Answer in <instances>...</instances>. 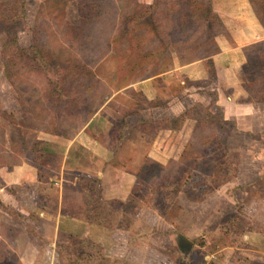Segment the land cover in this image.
Returning <instances> with one entry per match:
<instances>
[{"label": "rangeland", "instance_id": "1", "mask_svg": "<svg viewBox=\"0 0 264 264\" xmlns=\"http://www.w3.org/2000/svg\"><path fill=\"white\" fill-rule=\"evenodd\" d=\"M253 3L264 19V0ZM209 10L210 0H0V264L64 263L47 250L52 225L36 212L71 148L62 213L171 235L161 256L150 251L142 263L135 251L138 264H237L241 253L252 260L241 264H264L251 250L264 251V238L243 237L264 233V128L246 129L256 117L226 106L224 69L237 82V65L216 58L225 30L206 21ZM245 67L252 78L258 65ZM109 153L136 184L127 202L88 211L81 196L97 193L99 179L87 172ZM31 167L38 181L7 184L14 168L33 178ZM181 236L190 244L180 246ZM76 241L59 234L56 246L91 248Z\"/></svg>", "mask_w": 264, "mask_h": 264}, {"label": "crops", "instance_id": "2", "mask_svg": "<svg viewBox=\"0 0 264 264\" xmlns=\"http://www.w3.org/2000/svg\"><path fill=\"white\" fill-rule=\"evenodd\" d=\"M212 5L213 12L220 18L225 34L222 37L217 38V45L219 47V51L216 53V58L220 60L221 57L224 56V60L233 59L236 66L237 72V82H234V79L229 77L230 71L224 69V88H228L229 91L231 89L230 95H225L226 106L232 109V106L235 107L236 112H241L246 115L250 114L251 117H256L257 124H247L246 129L253 131V128H264V101L262 102H244L242 97H248V93L244 88V83L247 82H255L258 80L260 72L257 67V62L254 60L250 61V47L259 46L264 44V23L260 20V15L254 9L253 1L254 0H210ZM249 2V3H246ZM251 5L249 6V4ZM253 3V4H252ZM257 47L255 49H257ZM260 47V46H259ZM224 54V55H223ZM223 55V56H222ZM226 58V59H225ZM222 62V60H221ZM253 64V66L257 67L253 68L254 73L253 77L249 78L247 75V69L245 66ZM147 83V84H146ZM143 82L142 90L145 95L148 96V92L151 89V82L148 81ZM151 84V85H150ZM196 94H194L195 96ZM157 93H150V97H156ZM220 93H216V97L218 98ZM149 97V96H148ZM237 98H240V101L237 103ZM236 105V106H235ZM239 105V106H238ZM238 106V107H237ZM223 110V109H222ZM180 111H176L175 114H179ZM225 112V111H224ZM225 114V113H224ZM243 116V115H242ZM234 121H237L239 125L240 115H236V117L231 116ZM260 121V123H259ZM175 132V131H174ZM177 132V131H176ZM86 136L88 133H84ZM90 136V135H89ZM79 137H76L75 141H79ZM92 144L97 145L98 141L94 137L91 136ZM157 143V142H156ZM187 142L185 141L184 144ZM72 153V157H74V153L72 148L68 150V153ZM107 152H109L107 150ZM112 152V151H111ZM112 153L107 154L104 157V160H101V157L97 161L96 164H99L103 167H100L98 170H94L91 172H87L90 176H96L99 179V188H98V197L103 200H118L119 202H127L131 197L133 192V187L136 184V175L133 171L128 170L122 164L111 163V160L116 158L119 159L118 155ZM103 158V157H102ZM175 157H173L174 159ZM62 162V167L60 169V173L56 176V180H54V184L56 188H53L54 191L51 190L50 194L52 196H46L44 201L41 203L42 207L37 208L36 217L41 219L43 222H50L52 225V230H47V233L43 237L47 242L54 241L49 244L48 251L53 255H57L56 244H57V236L59 234L66 235L70 239L77 240L76 242H86L91 245L92 249H96L95 251L105 255L110 258V264H138L139 261L145 262L146 258L150 255V251H156L158 255H162L163 252L167 250V247H173V241L170 234H167L165 237L164 234L159 233H138L131 232L130 229L126 227L115 225V226H107L96 223H91L84 219V216L81 214L72 213L71 215H66L62 213V204L64 205V194L63 187L66 184V180L63 176L65 161ZM94 164V165H96ZM93 165V167H94ZM34 167V166H33ZM35 168V167H34ZM34 168H29L26 171L30 175H33V178L30 180L25 179L22 176H27L24 172V168L17 169L11 171L5 175V180L7 184H21L25 182H33L38 181V172ZM113 171V174L110 173ZM91 173V174H90ZM60 175V176H59ZM35 176V179H34ZM18 178L19 182L16 181ZM72 181H68V183H73L72 185L78 182V177L74 175ZM64 185V186H63ZM53 192V194H52ZM49 194V195H50ZM83 197V196H81ZM83 199V198H82ZM11 204L14 207H20V204L16 202H6ZM67 205V204H66ZM35 206V205H34ZM18 207V208H19ZM66 207V206H65ZM22 213V212H21ZM139 219H135L134 223H132V227L135 223H138ZM45 224V223H44ZM52 231V232H51ZM250 234V235H248ZM152 237L156 238L157 241L155 245H149V241L152 240ZM245 239H258L261 237L264 238V233L261 230H255L248 232L247 235L243 236ZM181 239V238H179ZM186 239V238H185ZM172 241L169 244H166L167 241ZM264 240V239H263ZM189 241V240H188ZM60 244V243H59ZM154 246V247H153ZM181 246V244H180ZM254 252L256 257L264 256V251L252 247L251 249ZM250 250V251H251ZM141 252L139 255L144 257L143 259H138V254L135 252ZM244 252H248V249L243 248ZM50 253V254H51ZM241 253V252H240ZM43 252L41 256H43ZM249 254H240V260L237 264L243 263V261H252L245 260ZM146 257V258H145ZM208 256H205L207 258ZM250 257V256H249ZM161 259V257H160ZM150 259L148 258V261ZM162 260V259H161ZM259 261L258 263H260ZM34 263V260H32ZM141 263V264H142ZM256 263V262H255ZM35 264V263H34ZM170 264H180L173 261ZM207 264V263H206Z\"/></svg>", "mask_w": 264, "mask_h": 264}, {"label": "trees", "instance_id": "3", "mask_svg": "<svg viewBox=\"0 0 264 264\" xmlns=\"http://www.w3.org/2000/svg\"><path fill=\"white\" fill-rule=\"evenodd\" d=\"M256 12H258V9L256 8ZM259 13V12H258ZM209 17L206 18V21L209 20H216L218 23L221 24L223 28V24L220 20V18L211 10H209ZM260 20L262 23H264V19L260 16ZM250 61L254 60L257 62L258 68H259V78L255 82H247L244 83V88L246 89L248 93V97L244 99V102H262L264 101V61L259 60V57H264V49L259 48L255 49L253 52H250ZM259 56V57H258ZM187 115L183 113V115H179L177 117V120L186 118ZM193 118V117H191ZM181 128V126L179 127ZM191 141L189 140L187 142L186 146H189ZM186 148V147H185ZM161 167L164 168L163 165ZM232 171V170H231ZM114 201V200H113ZM110 202L108 200L100 199L96 193V191H88L83 196V204L86 210L89 211V208L93 207L95 209L101 210L104 205L109 204ZM84 219L96 224L101 225H107V226H115L113 222H106L103 219L99 218V216H89V215H83ZM62 248V247H61ZM60 246H56L57 255L60 254L63 255V262L62 264H110L107 263V258L105 255L93 250L92 248L87 251V253H81L79 255L71 253L68 249L64 248V250H68L66 252H62V249Z\"/></svg>", "mask_w": 264, "mask_h": 264}, {"label": "water", "instance_id": "4", "mask_svg": "<svg viewBox=\"0 0 264 264\" xmlns=\"http://www.w3.org/2000/svg\"><path fill=\"white\" fill-rule=\"evenodd\" d=\"M179 238H181L180 239V244H181V246H186V245H189L190 243H189V241L187 240V239H185L183 236H181V237H179Z\"/></svg>", "mask_w": 264, "mask_h": 264}]
</instances>
